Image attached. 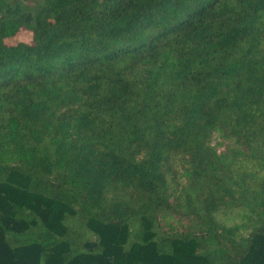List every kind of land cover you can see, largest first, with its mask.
Segmentation results:
<instances>
[{
  "label": "trees",
  "instance_id": "trees-1",
  "mask_svg": "<svg viewBox=\"0 0 264 264\" xmlns=\"http://www.w3.org/2000/svg\"><path fill=\"white\" fill-rule=\"evenodd\" d=\"M0 264H264V0H0Z\"/></svg>",
  "mask_w": 264,
  "mask_h": 264
},
{
  "label": "rangeland",
  "instance_id": "rangeland-1",
  "mask_svg": "<svg viewBox=\"0 0 264 264\" xmlns=\"http://www.w3.org/2000/svg\"><path fill=\"white\" fill-rule=\"evenodd\" d=\"M9 42H18V41H25L31 42L32 41V33L22 28L19 33L8 40ZM212 145L217 149L219 153L225 154L229 152L230 148L233 146L237 147L235 141L231 138L225 137L219 130H215L212 135ZM179 168L183 171L181 166Z\"/></svg>",
  "mask_w": 264,
  "mask_h": 264
}]
</instances>
